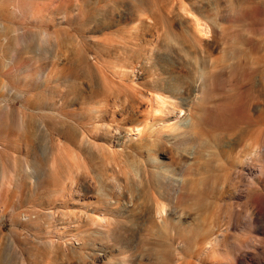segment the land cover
Instances as JSON below:
<instances>
[{"label": "rangeland", "instance_id": "obj_1", "mask_svg": "<svg viewBox=\"0 0 264 264\" xmlns=\"http://www.w3.org/2000/svg\"><path fill=\"white\" fill-rule=\"evenodd\" d=\"M0 264H264V0H0Z\"/></svg>", "mask_w": 264, "mask_h": 264}, {"label": "bare ground", "instance_id": "obj_2", "mask_svg": "<svg viewBox=\"0 0 264 264\" xmlns=\"http://www.w3.org/2000/svg\"><path fill=\"white\" fill-rule=\"evenodd\" d=\"M169 85L171 86V84H169ZM169 85L167 87H166V85H163L164 92L170 93V92H168L171 90ZM187 87H188V84L185 83V87L182 88L181 90H178L179 91L178 92L179 97H175L176 93H173V92L170 93V95L156 94V96L153 100L155 102V107L151 109L150 113H151L152 118H153L152 124L154 125V124L158 123L159 125H162V128H160L158 131L159 133L166 132V131L173 129V128H176V130H177L180 128H190V127H196L197 126L196 120H195L196 114L193 112L194 109L189 103L190 89H187ZM175 99H177V102L175 101ZM198 127H199V125H198ZM138 130L139 129H137V131ZM142 133H143V131H142ZM239 142H241V141H239ZM199 147H200V145H199ZM198 149H197V152L199 151ZM201 150H202V148H201ZM168 154L171 156L170 160L172 161V163H177V161L171 155L170 151ZM196 154L198 155V158L201 159L203 153L198 152ZM156 161L157 160H155V158H153L151 160L152 163H156ZM178 162H181V160H178ZM183 163H186V161H184ZM58 164H59V160L54 157L52 162H51L50 169H49L51 176L54 178H57V177H59V175H62L58 172L60 169V166ZM68 164L71 166L70 162H68ZM152 166H155V165H152ZM185 166H187V163ZM185 166H184V168H185ZM161 167H163V166H161ZM195 170L196 169H194V168L189 169L186 173H187V175H190V174L193 175L194 174L193 171H195ZM205 170H206V168H205ZM199 177L197 176L196 178H193L192 181L189 180L190 181V183H189L190 189L189 188L188 189L190 191H192V193L194 195H199V197H200L202 194H204L203 189H205V188H203L204 186L202 185V183L204 184L206 181L208 182L209 179H208V177H206L204 175L201 176L202 178H199ZM197 178H199V179H197ZM205 185H207V184H205ZM200 186L203 189H201ZM153 188H155V186ZM155 190H156V188H155ZM207 194H208V191H207ZM160 196H158V194L157 195L155 194L154 196H152V198H153L152 205L156 208V212H157V213H155L156 216H160L164 212L163 204L159 200L161 198ZM164 214H165V212H164Z\"/></svg>", "mask_w": 264, "mask_h": 264}]
</instances>
